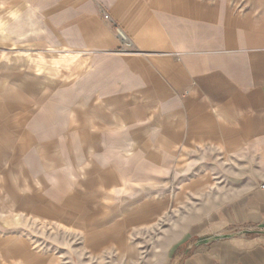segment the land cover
Wrapping results in <instances>:
<instances>
[{"label": "crops", "instance_id": "obj_1", "mask_svg": "<svg viewBox=\"0 0 264 264\" xmlns=\"http://www.w3.org/2000/svg\"><path fill=\"white\" fill-rule=\"evenodd\" d=\"M34 4L50 15L52 30L71 24L74 34L86 33L89 38L103 32L94 9L105 7L131 40L133 55L113 66L98 62L92 78L82 79L80 94L66 102L72 113L66 119H55L58 106L53 102L42 106V97L30 82L21 84L14 95L0 87V117L18 113L22 121L41 105L35 125L44 119L59 125V132L65 126L66 132L81 135L77 143L88 150L98 149L100 140L120 148L129 135L135 155L157 150L146 156L152 160L149 164L162 166L169 165L176 149L247 150L242 155L257 166L256 184L192 222L168 243L158 264H264V233L242 232L264 229V189L258 188L264 182V0H37ZM45 52L53 55L55 49L48 45ZM54 57L55 72L73 64L76 71L70 79L88 69L83 56ZM43 69L36 64L37 72ZM94 94L103 95L110 109L97 105ZM123 124H133V131L121 132ZM5 133L8 137L0 136V143L11 141L12 134ZM45 145L37 144L44 150L29 152L27 158L35 161L36 155L45 154L50 148ZM24 151L20 147L2 155L16 162ZM18 168L26 178L24 167ZM199 180L207 181L204 176ZM140 210L144 218L156 211L148 205ZM98 236L89 232L85 242ZM6 249L16 256L24 253L16 245Z\"/></svg>", "mask_w": 264, "mask_h": 264}, {"label": "rangeland", "instance_id": "obj_2", "mask_svg": "<svg viewBox=\"0 0 264 264\" xmlns=\"http://www.w3.org/2000/svg\"><path fill=\"white\" fill-rule=\"evenodd\" d=\"M35 2L0 0V87L14 95L21 84L34 83L42 106L53 102L55 119H66L72 114L66 102L80 94L82 79L92 78L98 62L113 66L133 55V45L105 7L94 9L103 32L89 38L74 34L71 24L52 30L50 15ZM48 45L53 55L45 52ZM59 54L83 56L87 71L70 79L76 70L69 63L55 72L51 62ZM37 63L43 71H36ZM94 97L97 105L110 109L103 95ZM40 109L35 106L22 121L18 113L0 117V136L12 134L10 142L0 143V264L41 259V264H158L168 243L192 222L256 184L257 166L243 157L245 149H176L169 165L149 164L146 154L157 150L135 155L129 135L120 148L100 140L98 149L88 150L77 143L81 135L66 132L65 126L59 132V125L44 119L35 125ZM130 131L133 124H123L121 132ZM35 143L50 148L31 161L27 155L39 149ZM20 147L27 151L16 162L4 159L2 153ZM202 176L207 181L200 182ZM145 205L156 209L148 218L140 210ZM89 232L98 238L85 242ZM242 232L249 236L264 229ZM15 245L23 249L22 256L8 253L6 248Z\"/></svg>", "mask_w": 264, "mask_h": 264}, {"label": "built area", "instance_id": "obj_3", "mask_svg": "<svg viewBox=\"0 0 264 264\" xmlns=\"http://www.w3.org/2000/svg\"><path fill=\"white\" fill-rule=\"evenodd\" d=\"M104 18H105L106 20H108V17H107L106 15H104ZM117 32H119V31H117ZM118 35H119L122 39H124L120 32H119ZM259 188H260V189H264V183H262V184L259 186Z\"/></svg>", "mask_w": 264, "mask_h": 264}]
</instances>
